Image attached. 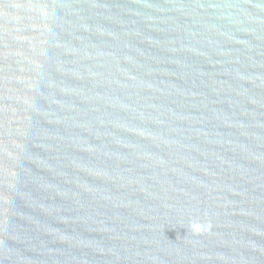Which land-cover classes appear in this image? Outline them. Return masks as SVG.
<instances>
[{"label":"water","instance_id":"water-1","mask_svg":"<svg viewBox=\"0 0 264 264\" xmlns=\"http://www.w3.org/2000/svg\"><path fill=\"white\" fill-rule=\"evenodd\" d=\"M0 264H264V0H0Z\"/></svg>","mask_w":264,"mask_h":264}]
</instances>
